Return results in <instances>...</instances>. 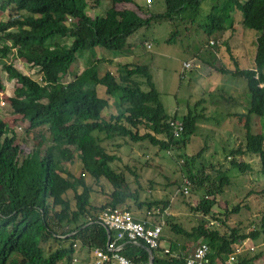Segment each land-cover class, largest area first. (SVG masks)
I'll use <instances>...</instances> for the list:
<instances>
[{
    "label": "trees",
    "instance_id": "trees-1",
    "mask_svg": "<svg viewBox=\"0 0 264 264\" xmlns=\"http://www.w3.org/2000/svg\"><path fill=\"white\" fill-rule=\"evenodd\" d=\"M93 1L95 7L103 2ZM111 1L105 17L96 18L87 12L89 0H0V11L7 13L0 21V54L15 53L42 71L41 80H36L13 63L4 65L9 78L17 80L14 93L8 98L10 112L29 122L26 132L34 134L35 145L24 154L16 142V130L0 116V264H72L78 251H92L108 241L107 228L97 221L101 211L124 204L131 209L128 200H135L139 207L147 206L148 210L161 204L140 202L125 173L112 166L118 156L103 141H149L168 152L181 150L196 134L198 120L204 115L191 108L180 120L170 115L149 67L139 62L121 64L119 75H115L109 69L101 70V59L94 60L74 79L64 81L72 66L87 53L92 55L94 48L123 53L135 33L149 28L152 22L186 21L211 37L233 31L235 14L240 11L243 25L257 31L253 68H241L236 63L235 69L223 66L217 70L244 78L250 97L247 112L240 115L245 133L240 144L228 151L226 160L241 172H252L255 166L244 156L255 154L264 176V131L254 132L252 124V115H257L264 127V0H223L204 22H199L198 14L205 0H164L166 10L158 13L150 7L153 0H147V4L136 0ZM68 18L71 22L66 27L61 21ZM178 34L175 32L174 36ZM68 37L72 38L71 43H63ZM169 42L173 40L169 38ZM217 42L215 39L213 44ZM228 49L232 56L231 48ZM191 66L190 63L187 68ZM98 85L105 86L107 94L119 97V111L110 117L103 114L109 100L99 96ZM5 89L0 77V102ZM172 122L182 123L180 137L174 136ZM202 152L182 155V170L183 178L189 180L188 190L204 192L194 210L209 215L230 177L222 163L197 167L195 162ZM75 158L81 168L79 174L63 172L62 163H77ZM87 178L97 183L104 178L112 185L110 199L100 207L92 203L93 185ZM184 182L180 186L183 193ZM168 206L166 201L161 209ZM241 208L240 204H228L223 214L227 217V213L239 212ZM215 218L219 222L216 227L204 223L191 230L167 218L170 229L182 234L186 242L172 239L168 251L161 245L153 248L154 264H186L190 247L201 239L209 246V264H250L247 258L229 263V257L236 252L237 243L247 239L257 243L264 238V211L259 221L245 227H233L225 218ZM152 221L162 223L156 214ZM53 242L57 244L55 248L51 246ZM122 253L136 262L150 259L145 245L127 242Z\"/></svg>",
    "mask_w": 264,
    "mask_h": 264
},
{
    "label": "rangeland",
    "instance_id": "rangeland-1",
    "mask_svg": "<svg viewBox=\"0 0 264 264\" xmlns=\"http://www.w3.org/2000/svg\"><path fill=\"white\" fill-rule=\"evenodd\" d=\"M136 1L139 4H147V0ZM162 1L164 0H153V3L150 5L153 13L166 10L165 3ZM221 1L223 0H205L201 8V13L198 14V16L202 15L199 16L200 18L197 16L199 22L206 21V15L208 12L210 13L209 10L211 8L213 9L215 5L219 6L220 3L222 4L223 2ZM112 4L111 0H103L100 7H95L94 1L89 0L87 12L96 18L103 17V13L106 14ZM6 17L7 13L0 11V21L4 20ZM70 22V18L61 21L66 27L70 25ZM191 22L193 23L192 20ZM234 27H236V29L233 30L234 32H230L231 30L227 32L224 31L223 33L215 34L210 37L203 30L199 29V26L194 25L191 27L190 23L178 21L174 24L167 20L152 22L149 28L144 27L139 30V36H141L142 39H153L154 45L151 52L148 53L144 48L136 46L138 55H136V57L130 56L127 58L149 67L152 79L156 87L161 91L162 101L166 108L172 110L174 107L180 106L182 110H184V107L188 104L192 105L190 108L196 109L197 106L194 104L197 99L202 96V92L203 96L208 99L209 102L221 103V106L225 110L224 104H226L229 97L225 92H228V89H224L223 93L219 91L216 92L215 90V95H210V93L213 92V87L216 85L213 80L214 72L211 71L213 75L209 76L210 71L201 70L200 72H195L193 69L195 77H192V80H190L189 78L192 76V73L189 69L191 68H187L188 70L184 73V75L186 74L185 76L180 74L179 70L182 61H178V59L184 56L188 57L190 55L189 53L197 52L198 47L200 48L199 52H201L203 47H206L202 54L206 55L205 59H209L210 65L214 67L215 70L219 69L218 67H226V65L230 63L234 66V61L228 57L230 56L228 52V48L230 47L238 56V59L235 58L238 65L248 67L250 64H253V55L255 53L254 44L256 42L257 31L245 27L237 17L234 21ZM175 32H179V34L174 36ZM229 32L232 35L234 34L233 36L231 35L232 37L230 40L226 36L224 37V34L227 33L229 35ZM169 38L173 40L172 43L167 42ZM215 39L218 41L216 46L222 50H220V56L222 55V57H220L221 59L213 52L210 45L202 46L203 42ZM71 41L72 38L70 37L63 39V43L69 44ZM226 41L228 43H225ZM2 45L3 42L0 40V46ZM246 45L248 47H246ZM255 46V49H257V43ZM246 50L251 54V57L249 53L244 52ZM141 51H144L145 54H142ZM158 51L161 52V54H159ZM246 55L249 56V58ZM115 56L117 58L114 60L116 63H110L107 60ZM98 59H101L102 71L109 69L116 75H119L120 64H123L126 58L121 56V53L118 51L108 50L98 46L94 48L92 55L87 53L72 66L70 73L64 81H71L78 74L82 73L87 66L94 63V60ZM7 63H13L18 69L24 71L36 80H41L42 71L40 67L31 65L27 60L18 57L15 53H10L8 56L0 54V77L3 79L6 86L0 102V116L11 128L16 130V142L21 145L24 154H28L35 145L34 134L26 132L29 126L28 121L24 120L22 116L10 112L11 106L8 98L13 95L17 86V80L9 78L8 72L4 69V65ZM229 77L231 80L234 78L233 75ZM143 78L144 77L140 76L141 80H143ZM235 78L237 79V82L234 83L237 91L236 94H241L242 96L247 93L249 96L245 79L240 76H235ZM229 86L230 83L228 85L226 84L227 88ZM97 92L100 97L108 98L110 103L109 108H107L108 110H105V117H110L112 113L115 114V109L119 111V97L117 95L107 94L106 87L103 85H98ZM193 92L194 95H192ZM255 117H257V115H255ZM212 119L211 121L209 119L210 125L204 128L203 134H199L198 137L196 134L191 136L190 142L181 150L173 149L168 152L162 150L159 146L150 144L149 141L128 143L121 138L105 139L103 141L107 149L113 154L116 153L118 156L112 163V166L118 172L125 173L129 184L134 191H137L140 202L161 201V204L154 205L151 210H155L157 215L156 211L160 209L158 216H160V219L163 221L165 220L166 227H164L165 230L163 234L165 240L168 242L172 239L183 244L186 242V238H184L182 234L176 233L172 228L170 229V226L167 224L168 219L172 223L179 224L187 230H191L193 227L204 223L216 227L219 223L215 218L216 216L225 218L230 226L236 227L241 225L245 227L252 221H259L264 211V194H261L262 189H264V176L259 168L260 159H258L255 154L244 156L246 161H249L255 166L252 172H241L238 168L232 167L230 164L231 161L228 159V161L226 160V158H229L228 156L230 153L228 150H224V148L227 146L230 151L231 148V150H233L235 146L240 144V131L236 133V142L233 141L234 143L230 148L228 147V138H226V136L230 135V131L225 126L226 124H222L224 113L221 116V112H214ZM254 125L256 132L264 131L261 118L260 120H256ZM201 150H203L202 155L198 157L195 162L197 167H202L204 164L211 165L222 163L225 174L230 177V183L225 186L224 192L217 196V202L211 209L209 215H204L202 212L196 211L193 208L199 204L204 195L203 191L194 192L191 189L187 191L185 187V193H183L182 187H180L185 181V178H187H183L185 173L182 170L184 168L182 155L187 153L192 155L197 154ZM22 154L21 158L23 157ZM236 158L241 160V156L239 155H237ZM75 159L77 163L63 162L61 165L62 171L66 174L72 171L74 174L78 175L81 168L77 158ZM87 181L93 185L92 203L98 207L105 204L110 199L109 194L112 190V185L104 178L100 183L94 182L90 178H87ZM70 194L73 195V192L70 191ZM166 201L169 202V206L163 210L161 208L164 207V202ZM127 203L130 205L131 209L138 212L147 213L149 209L147 206L139 207L138 202L135 200H128ZM228 204L229 206L240 204L242 208L239 212L227 213L226 217L223 213ZM225 228L226 227H223L222 230ZM248 229L249 227H247L246 230L248 231ZM199 241H202V239ZM199 241L195 242V244L190 247L188 255L195 250ZM51 246L55 248L57 244L53 242ZM47 248H49V245ZM260 252H263L260 257L252 259ZM234 255L236 256L237 262L243 258H247L251 260L250 264H264V238H261L257 243L250 239L237 243ZM92 256L93 252L89 249L78 251L75 256L76 260L74 259L72 264H92ZM94 262L97 264L96 259Z\"/></svg>",
    "mask_w": 264,
    "mask_h": 264
},
{
    "label": "crops",
    "instance_id": "crops-1",
    "mask_svg": "<svg viewBox=\"0 0 264 264\" xmlns=\"http://www.w3.org/2000/svg\"><path fill=\"white\" fill-rule=\"evenodd\" d=\"M204 2V1H203ZM202 2V7H203V3ZM152 3H153V1H152ZM152 3H150V5L152 4ZM161 8H163V7H161ZM160 8V9H161ZM210 12L212 11V8L209 10ZM209 14V12L207 13V15ZM202 15V14H201ZM206 15V16H207ZM95 17V16H94ZM105 17V14L103 13V17H100V18H104ZM238 18V20H240L241 21V23L243 24V17H242V15H241V12L240 11H238L236 14H235V18ZM206 20V19H205ZM183 22H186V21H183ZM192 26H194V25H192ZM191 26V27H192ZM189 27V26H188ZM144 28V27H143ZM145 28H148L147 26L145 27ZM142 29V28H141ZM234 29H236V27H234ZM230 32H234V31H230ZM229 32V35L227 34H224V37L226 36L229 40L231 39V37L234 35H232L231 33ZM232 35V36H231ZM212 41H215V40H207L206 42H203V44H202V46H207V45H210V46H212V44L214 43V42H212ZM167 42L168 43H172V42H169V39L167 40ZM225 43H228L227 41L225 42ZM254 43V42H253ZM141 44V45H140ZM148 45H151V47L149 48L148 47ZM153 45H154V42H153V39H151V38H145V39H142L141 38V36H139V31L137 32V33H135V35L132 37V39L130 40V45H129V47H127L125 50H124V52L123 53H121V56H123V57H125L126 59H124L125 61L123 62V64H125V63H132V62H134V61H131V59H129V58H127V57H130V56H132V57H136V55H138L137 54V52L138 51H136V46H139V47H141V48H144L145 49V51L146 52H151V50L153 49ZM256 42H255V44H254V55H253V64H250L248 67H242V66H240L241 68H253L254 66H255V55H256ZM227 47V46H226ZM246 47H248L247 45H246ZM205 49H206V47H203L202 48V50H201V52H199L200 51V48L198 47V50H197V52H192V53H189L190 55L188 56V57H186V56H184V57H178L177 59H178V61H182V64H181V66H180V70H179V72H180V74H182V73H185L188 69H185L184 68V63L186 62V61H188V62H190L191 64H192V66H191V69H189V70H191V73H192V76L189 78L190 80H192V77H195L194 76V70H195V72H200L201 70L203 71V70H207V71H210V73H209V76H212L213 74H214V84H216L214 87H213V92H211L210 93V95L211 94H213V95H215V90H216V92L217 91H219L220 93H223L224 92V89H228L227 91L228 92H225L229 97H228V99H227V102H226V104H224V108H225V110L223 109V107L221 106L222 104L221 103H212V102H209L208 101V99H206L204 96H203V93L201 92V94H202V96L201 97H199L198 99H197V101H196V103L194 104L195 106H197L196 107V109H193V110H195V112L196 113H202L203 115H204V117L205 118H200L199 120H198V124H197V126H198V128H197V132H196V136L198 137L199 136V134L200 135H202L203 134V130H204V128L206 127V126H208V125H210L209 124V122L211 121V119H212V117H213V113L214 112H221V116H222V114L224 113V119H223V122H222V124L224 125V124H226L225 126L228 128V130L230 131V135H228V136H226V138H228V147H230L231 148V145H233V141H235L236 142V139H237V136H236V133L238 132V131H240V134H241V137L244 135V132H245V128H244V120H242L241 118H240V115L242 114V113H246L247 112V109H248V104H249V100H250V97L247 95V93H245V94H243L242 96H241V94H239V95H237L236 93H237V91H236V89H235V85H234V83L235 82H237L236 80V78H235V75H233L234 76V78H233V80H231L230 79V77L229 76H232V74H223L222 72L220 73L217 69L215 70V68L214 67H212L211 65H210V63H209V59L208 60H206L205 59V57H206V55H203L202 53H204V51H205ZM212 50H213V52L214 53H216V55L220 58V57H222V55L220 56V50H221V48H219L218 46H216V44H213V46H212ZM243 50H244V48H243ZM222 51V50H221ZM231 51H232V56H231V54H230V52H229V55L231 56H228L229 58H231L233 61H234V66H232L231 65V63L230 64H228V65H226V67L228 68V69H235V66H236V63H238L237 61H235L236 59L235 58H237L238 59V56H237V54H235L234 52H233V50L231 49ZM245 53L247 52V53H249L247 50L246 51H244ZM141 53L143 54L144 53V51L142 52L141 51ZM155 53V52H154ZM158 53L159 54H161V52H159L158 51ZM145 54V53H144ZM125 55V56H124ZM118 56V55H117ZM235 56V57H234ZM247 56V55H246ZM249 56L251 57V54L249 53ZM249 56H247L248 58H249ZM152 58H154V57H152ZM208 58V57H207ZM117 58H116V56L115 57H112V59L110 58V59H107L110 63H116V61H114V60H116ZM221 59V58H220ZM120 62V61H119ZM122 64V63H121ZM120 64V65H121ZM194 69V70H193ZM193 70V71H192ZM112 71V70H111ZM214 72L213 74H212V72ZM113 72V71H112ZM114 73V72H113ZM115 74V73H114ZM204 74V73H203ZM116 75V74H115ZM186 75V74H185ZM230 83V88L228 87H226V84L228 85ZM100 86V85H99ZM223 86H224V88H223ZM215 88V89H214ZM223 88V89H222ZM247 88V87H246ZM175 89H177V88H175ZM178 90V89H177ZM161 92V91H160ZM192 95H194V92L192 93ZM191 95V96H192ZM241 97H243V98H241ZM161 98H162V96H161ZM164 103V102H163ZM110 104V103H109ZM165 105V104H164ZM192 105H188L187 104V106H185L184 107V110H182V108L179 106V107H174L172 110H170V109H168V108H166L167 109V112L170 114V115H172V116H178V120H180L185 114H187L188 113V111H189V109H190V107H191ZM109 108V107H108ZM192 109V108H191ZM238 111H237V110ZM108 110V109H107ZM171 111V112H170ZM118 111H117V109H115V114L117 113ZM104 113H105V111H104ZM103 113V114H104ZM226 114H227V116H226ZM111 115H113V113L111 114ZM110 115V116H111ZM209 119H210V121H209ZM213 120V119H212ZM256 120H260V117H255V115H252V124H253V131L254 132H256V130H255V125H254V123H255V121ZM229 123V124H228ZM228 124V125H227ZM219 125V124H218ZM232 149V148H231ZM224 150H228L229 151V148H227V146L224 148ZM191 155V154H190ZM133 212H134V214H135V216L137 217V218H140V217H145L144 215H145V213H142V212H138V211H136V210H134V209H131ZM159 215V214H158ZM162 222L164 223L163 224V232H162V235H161V237H163V239H162V241H161V247L162 248H169V245H170V242H168V241H166L165 240V237H164V230H165V222L162 220ZM94 260H95V257L94 256H92V264H95V262H94Z\"/></svg>",
    "mask_w": 264,
    "mask_h": 264
},
{
    "label": "built area",
    "instance_id": "built-area-1",
    "mask_svg": "<svg viewBox=\"0 0 264 264\" xmlns=\"http://www.w3.org/2000/svg\"><path fill=\"white\" fill-rule=\"evenodd\" d=\"M150 0H148L149 2ZM213 42V41H212ZM150 48L151 45H148ZM184 67H190V63H184ZM174 136L180 137L183 130L181 122H172ZM186 188L188 191L189 180L186 178ZM160 209H158L157 215ZM155 210H148L145 217L137 218L128 205H120L116 208L108 207L101 211L98 222L102 223L110 235L105 246L96 245L92 248L93 256L97 264H150L148 262H136L125 256L122 251L127 242L145 245L148 249L157 248L161 245L160 237L163 232V222L153 224ZM150 224V226H148ZM168 251V249H166ZM209 246L205 241H199L195 250L187 257L186 264H209L207 254ZM237 262L233 254L229 257V263Z\"/></svg>",
    "mask_w": 264,
    "mask_h": 264
},
{
    "label": "water",
    "instance_id": "water-1",
    "mask_svg": "<svg viewBox=\"0 0 264 264\" xmlns=\"http://www.w3.org/2000/svg\"><path fill=\"white\" fill-rule=\"evenodd\" d=\"M108 233L110 235V232L108 230ZM149 252H150V264H154V257H153V250L148 248Z\"/></svg>",
    "mask_w": 264,
    "mask_h": 264
}]
</instances>
